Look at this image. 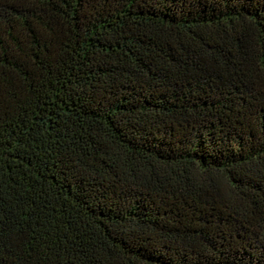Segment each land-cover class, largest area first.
Here are the masks:
<instances>
[{
  "label": "trees",
  "instance_id": "trees-1",
  "mask_svg": "<svg viewBox=\"0 0 264 264\" xmlns=\"http://www.w3.org/2000/svg\"><path fill=\"white\" fill-rule=\"evenodd\" d=\"M0 264H264V0H0Z\"/></svg>",
  "mask_w": 264,
  "mask_h": 264
}]
</instances>
